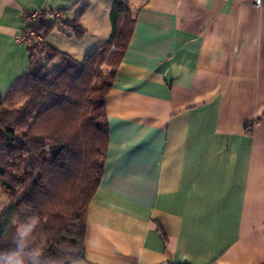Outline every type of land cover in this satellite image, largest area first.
Returning <instances> with one entry per match:
<instances>
[{"label": "crops", "instance_id": "0c3cea01", "mask_svg": "<svg viewBox=\"0 0 264 264\" xmlns=\"http://www.w3.org/2000/svg\"><path fill=\"white\" fill-rule=\"evenodd\" d=\"M113 1L0 0L4 101L23 97L24 12L77 17L81 39L57 27L78 59L108 38ZM126 2L135 21L105 97L103 172L84 257L69 264H264V0Z\"/></svg>", "mask_w": 264, "mask_h": 264}, {"label": "trees", "instance_id": "16d2710c", "mask_svg": "<svg viewBox=\"0 0 264 264\" xmlns=\"http://www.w3.org/2000/svg\"><path fill=\"white\" fill-rule=\"evenodd\" d=\"M39 11L33 28L42 40L27 45L29 66L13 88L22 100L8 106L0 94V187L9 197L0 212V264L9 257L20 264L84 257L86 210L109 141L105 97L135 21L126 0H114L108 38L79 60L46 42L58 21L81 39L86 29L77 17L62 19L57 10L51 20ZM31 218L37 223L21 247L18 231Z\"/></svg>", "mask_w": 264, "mask_h": 264}, {"label": "built area", "instance_id": "2783aa9c", "mask_svg": "<svg viewBox=\"0 0 264 264\" xmlns=\"http://www.w3.org/2000/svg\"><path fill=\"white\" fill-rule=\"evenodd\" d=\"M262 0H254L256 5H260ZM40 9H30L28 16L24 19L23 26L21 29L14 35V39L17 42L30 45L34 42H39L42 40V35L37 33L33 28V24L36 22L39 15ZM47 10L48 18L53 20L58 17L59 12L55 9H45Z\"/></svg>", "mask_w": 264, "mask_h": 264}, {"label": "rangeland", "instance_id": "374dc122", "mask_svg": "<svg viewBox=\"0 0 264 264\" xmlns=\"http://www.w3.org/2000/svg\"><path fill=\"white\" fill-rule=\"evenodd\" d=\"M75 38V37H74ZM76 39V38H75ZM46 40L53 44H57L60 50L62 47L64 48H74L71 43H69L68 38L65 36V34H62L61 32L58 31L57 24L54 26V28L46 35ZM57 45H55L57 47ZM64 51V50H63ZM84 55H80L78 57L79 60H82ZM58 61H60L59 58H55L53 61H51L48 65V68L51 69L53 68ZM5 104L9 106V102L5 101ZM9 204V197L6 192H3L1 187H0V212Z\"/></svg>", "mask_w": 264, "mask_h": 264}, {"label": "clouds", "instance_id": "9594fccd", "mask_svg": "<svg viewBox=\"0 0 264 264\" xmlns=\"http://www.w3.org/2000/svg\"><path fill=\"white\" fill-rule=\"evenodd\" d=\"M37 220L31 218L30 222L23 224L18 231V236L21 242V247L23 246L22 242L28 237L32 229L35 227ZM9 264H20L19 261H15L13 257H9Z\"/></svg>", "mask_w": 264, "mask_h": 264}]
</instances>
